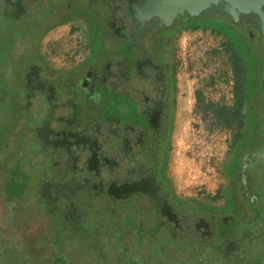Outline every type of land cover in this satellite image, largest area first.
<instances>
[{"label": "flooded vegetation", "instance_id": "1", "mask_svg": "<svg viewBox=\"0 0 264 264\" xmlns=\"http://www.w3.org/2000/svg\"><path fill=\"white\" fill-rule=\"evenodd\" d=\"M151 9L0 0V264H264V4ZM187 31L241 42L259 65L261 122L221 206L179 195L168 171ZM19 146L32 170L8 161Z\"/></svg>", "mask_w": 264, "mask_h": 264}, {"label": "rangeland", "instance_id": "2", "mask_svg": "<svg viewBox=\"0 0 264 264\" xmlns=\"http://www.w3.org/2000/svg\"><path fill=\"white\" fill-rule=\"evenodd\" d=\"M21 42L14 39L12 46L19 48ZM240 43H232L235 49L226 36L208 32L187 31L178 39L179 99L168 171L176 192L196 203L221 206L234 199L227 191L233 190L240 152L261 122L256 51ZM237 85L243 86L241 93ZM24 149L16 147L6 157L14 167L32 170ZM19 172L17 177L25 176ZM13 183H8L9 190H18L20 185Z\"/></svg>", "mask_w": 264, "mask_h": 264}, {"label": "water", "instance_id": "3", "mask_svg": "<svg viewBox=\"0 0 264 264\" xmlns=\"http://www.w3.org/2000/svg\"><path fill=\"white\" fill-rule=\"evenodd\" d=\"M147 1L151 5V10L154 12H162L172 10L181 11L187 9L194 14L200 12L212 4L218 3L219 0H140ZM224 3V10L233 12H257L264 4V0H222Z\"/></svg>", "mask_w": 264, "mask_h": 264}, {"label": "trees", "instance_id": "4", "mask_svg": "<svg viewBox=\"0 0 264 264\" xmlns=\"http://www.w3.org/2000/svg\"><path fill=\"white\" fill-rule=\"evenodd\" d=\"M237 87H238L237 88L238 89V92H240V91L242 92L241 89H242L243 86L237 85ZM57 261L59 262V264H69L68 261L65 258H60Z\"/></svg>", "mask_w": 264, "mask_h": 264}]
</instances>
